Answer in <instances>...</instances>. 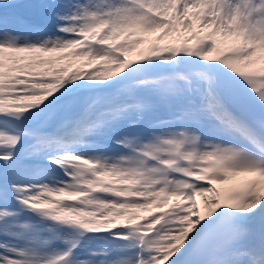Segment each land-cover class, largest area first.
I'll list each match as a JSON object with an SVG mask.
<instances>
[{
  "label": "snow or ice",
  "instance_id": "snow-or-ice-1",
  "mask_svg": "<svg viewBox=\"0 0 264 264\" xmlns=\"http://www.w3.org/2000/svg\"><path fill=\"white\" fill-rule=\"evenodd\" d=\"M0 264H264V0H0Z\"/></svg>",
  "mask_w": 264,
  "mask_h": 264
},
{
  "label": "rangeland",
  "instance_id": "rangeland-1",
  "mask_svg": "<svg viewBox=\"0 0 264 264\" xmlns=\"http://www.w3.org/2000/svg\"><path fill=\"white\" fill-rule=\"evenodd\" d=\"M142 48H144V47H146V45H143V46H141ZM137 51H139V49H137ZM56 55H63V54H55V56ZM136 55V52H133V53H131L130 54V57H134ZM79 58H75V59H73V58H71L70 57V60H69V63L72 65L71 66V68H70V64H67V65H65L66 67H67V71L68 72H71V71H73V70H76L77 68H81L82 70H85V69H88L89 67H95L96 66V64H99L100 62L99 61H96L92 66H88L87 64L85 65V66H82V65H79L78 66V64H76L77 62H79ZM55 65H57V63L55 64ZM244 178H250V177H242V179H244ZM239 185H238V183H236V182H234V181H232V180H230V181H228L227 183H225L224 185H219V184H217L216 185V187L217 188H220V189H231V188H234V187H238ZM197 201H198V204L201 206V208L203 209V197H198L197 198ZM152 204H150L149 205V207L147 208V209H138V210H134L135 211V214H136V216H137V212L139 211H145V217L144 218H150L149 216H151L152 215V212L154 211V210H157V211H164L165 210V208H166V206L165 207H158L157 205L156 206H151ZM158 212V213H159ZM138 217V216H137ZM142 222H143V219H142Z\"/></svg>",
  "mask_w": 264,
  "mask_h": 264
},
{
  "label": "bare ground",
  "instance_id": "bare-ground-1",
  "mask_svg": "<svg viewBox=\"0 0 264 264\" xmlns=\"http://www.w3.org/2000/svg\"><path fill=\"white\" fill-rule=\"evenodd\" d=\"M123 223V222H122Z\"/></svg>",
  "mask_w": 264,
  "mask_h": 264
}]
</instances>
